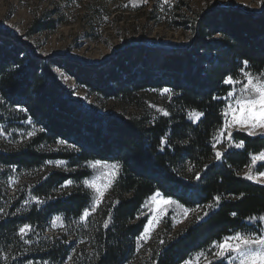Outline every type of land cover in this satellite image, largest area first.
<instances>
[{"label": "trees", "instance_id": "trees-1", "mask_svg": "<svg viewBox=\"0 0 264 264\" xmlns=\"http://www.w3.org/2000/svg\"><path fill=\"white\" fill-rule=\"evenodd\" d=\"M232 2H216L201 11L184 9L183 2L175 9L178 14L174 9L165 14H170L166 18L172 28L189 33L188 44L138 45L99 64L68 55L45 56L29 41L55 30L64 23L61 17L36 18L26 39L0 26V126L13 124L15 139L21 125L14 124L30 121L36 127L19 147L0 148V164L31 172L62 160L71 168L50 172L34 188L42 204L0 221V244H10L26 224L45 230L55 215L67 222L80 218L93 202L82 182L92 176L85 165L94 161L116 163L119 172L103 209L105 221L111 218L109 226L93 231L89 264H186L197 253L211 254L214 242L225 236L260 232L261 222L253 225L248 218L264 216V185L245 173L264 172V162L254 165L251 160L264 152V136L235 131L220 159L214 146L225 123L224 98L232 90L224 81L229 76L243 79L244 61L245 70L264 74V5L252 11ZM150 4L148 18L156 21L159 4L146 0L144 7ZM98 5L92 0L87 6L92 23ZM57 70L89 95L119 103L121 109L104 112L102 107L86 106ZM164 89L171 90L164 102L168 114L153 118L145 96ZM191 111L203 113L198 122L190 119ZM239 141H244V148L234 147ZM69 180L75 187L65 193ZM157 192L187 208L202 207V218L174 236L160 232L136 261L137 240L148 222L143 206ZM67 252L64 246L53 247L42 258L58 262Z\"/></svg>", "mask_w": 264, "mask_h": 264}, {"label": "rangeland", "instance_id": "rangeland-1", "mask_svg": "<svg viewBox=\"0 0 264 264\" xmlns=\"http://www.w3.org/2000/svg\"><path fill=\"white\" fill-rule=\"evenodd\" d=\"M91 1L0 0V26L14 31L26 39L28 29L36 18L49 21L51 18L61 17L64 23L59 24L55 30L39 34L30 38L29 41L37 47L39 53L45 56L52 54L68 55L86 63L99 64L107 61L123 49L138 45H147L154 48H176L188 44L189 33L183 29L172 28L169 24V19L166 18L170 14H165L173 9L175 10L183 2L187 4L183 6L185 7L184 9L189 6L190 9L200 11L216 2L222 6L233 3L232 0H169V3L165 4L164 0H156L161 13H158L155 21L148 18L152 4H150V7L145 8V0H97L99 5L95 9L98 11V16L92 23L91 11L87 7ZM235 3L239 7L259 11L263 8L264 0H235ZM54 11H58V14H55ZM174 12L179 13L176 10ZM187 15L190 16L189 14ZM91 23L94 25L93 27L90 26ZM57 73L62 82L73 90L75 97L81 99L86 106L91 108L102 107L101 110L104 112L121 109L119 103L99 100L89 95L87 91L76 85L73 78L63 71L57 70ZM236 87L239 88L240 85ZM169 97H171V93H165L163 90L147 93L145 100L153 118L167 112L164 109V102ZM226 97L224 100L227 105L232 103ZM194 113L198 112L191 111L190 119L196 123L202 116L199 119H195L192 116ZM19 123L21 128L18 133L20 136L17 139L11 137L13 132L10 131L13 124L0 126V148L2 150L19 147L27 137L31 136L29 134H33L36 130V127L30 121L18 122L14 125H19ZM230 131L232 134L235 131L248 133L246 129L240 127H233ZM256 132L257 134L253 136H264V129L258 128ZM219 133L215 139L214 146L216 153L219 151L223 154L227 149V145L228 147L231 145L227 139V132H225L223 137H220ZM50 149L54 150L56 147L52 146ZM57 162L63 163L58 164ZM261 162L264 161H257L254 165ZM92 163L85 165L87 169L92 171V176L87 180L94 179L99 174V170L91 167ZM105 163L116 164L112 162ZM59 170L69 171L71 168L66 161L62 160L49 161L42 168L31 172L0 164V209H2L0 211V221L9 213L13 212L12 215L16 216L31 210L35 205L42 204L37 203V199L40 201L42 199L35 196L34 188L50 172ZM118 172L112 186L106 191L101 205L87 221H81L80 218H71L67 222L62 215H55L49 220L45 230L31 226V231H28L23 236L18 232V236L10 244L7 246L0 244V264H89L90 254L92 253V233L105 222L103 209L108 207V203L111 200L110 191L116 181ZM249 173L253 175L259 174L254 170H250L245 175ZM252 181L256 182L255 180ZM105 182L101 181V183ZM260 184L264 185V183ZM74 187L75 183H72L66 188L63 187V191L69 193ZM82 187L91 193L94 202L96 198L94 190L84 185L83 182ZM152 197L143 206V215L148 217L145 227L149 225L150 221L153 227L150 228L148 233L143 232L138 238L135 250L137 259H134L136 261L147 253L149 246L154 244L158 236H160V232L174 236L184 231L193 221L202 218V207L187 208L175 199L166 198L162 194L158 199H171L177 203L164 205L158 211ZM179 205L190 210L187 217H184L183 210ZM164 210H166V214ZM56 216H60L62 220L53 225L52 221ZM257 222L259 220L250 221L249 223L255 225ZM260 222L262 224L260 232H264V221ZM166 225L170 227L167 228ZM60 246L68 249L64 260L56 262L42 258L43 253L47 249ZM215 253L216 249L213 246L211 254H205V257L200 259L199 264H209V261L213 263L221 260L231 264L229 258H217ZM4 257L8 258L7 261H5ZM192 262L196 264L195 258Z\"/></svg>", "mask_w": 264, "mask_h": 264}, {"label": "snow or ice", "instance_id": "snow-or-ice-1", "mask_svg": "<svg viewBox=\"0 0 264 264\" xmlns=\"http://www.w3.org/2000/svg\"><path fill=\"white\" fill-rule=\"evenodd\" d=\"M164 3H169V0H164ZM243 63L244 68L241 69V75L243 77L242 80L234 79L229 76L224 81L232 86V90L227 93L226 97V99L231 100L232 103H229L224 110L225 123L220 130L219 136L223 137L225 132H227V139L230 145L232 141V133L230 129L233 127L246 129L249 135H256V129L258 128L264 129V74L254 75L250 71L245 70L248 66V62L244 61ZM237 85H240V87L237 88ZM163 91L168 93L171 90L164 89ZM164 114L167 115L168 113L165 112ZM202 115L203 113L192 114L195 119H199ZM29 135L32 134L30 133ZM234 147L244 148V141L236 142ZM222 155L223 154L221 152L217 151V159H220ZM251 160L253 163H256L257 161H264V152H261L258 155H253ZM57 163L62 164L63 162ZM261 166H264V164ZM91 167L99 170V174L94 179L84 180L83 183L87 187L94 190L96 198L91 208H85L83 210V213L80 216L81 221H87L88 218L97 211L105 197L106 191L112 186L119 169L118 164H108L101 161L93 162ZM246 178L249 180H255L258 183H264V172H260L258 175L249 173ZM101 181L106 182L101 183ZM72 183L73 182L71 180L66 181L63 187L66 188ZM159 197H161V193L159 192L155 193L152 197L158 211L161 210L164 205L177 203L171 199H158ZM219 200L220 197H216V201L218 202ZM37 203H43V201L37 199ZM179 207L182 208L184 217H187L190 210L184 208L182 205H179ZM0 211H2V209H0ZM164 211L166 214V210ZM205 215H207V213H205ZM233 215L235 216L236 214L233 213ZM110 219L111 218L109 217V220L104 222L105 228L109 226ZM248 219L251 222H255L257 219H259V221H264V216H260L258 218L249 217ZM61 220L62 218L60 216H56L52 223L55 225L56 222ZM152 227L153 224L150 221L149 225L145 227L144 232L148 233ZM28 231H31V225L26 224L19 229L21 236L26 234ZM214 247L216 249V257L221 259L227 257L230 259L231 264H264V232H259L258 234L235 232L233 235L223 237L221 241L214 242ZM202 257H205L204 252L196 254V264H199ZM4 259L7 261L8 258L4 257ZM186 264H193V262L190 260L187 261ZM209 264H211L210 261Z\"/></svg>", "mask_w": 264, "mask_h": 264}]
</instances>
